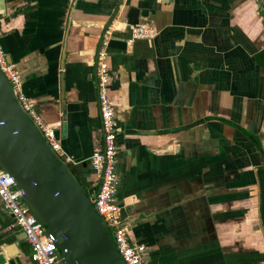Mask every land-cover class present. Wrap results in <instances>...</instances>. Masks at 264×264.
<instances>
[{
    "label": "crops",
    "instance_id": "obj_1",
    "mask_svg": "<svg viewBox=\"0 0 264 264\" xmlns=\"http://www.w3.org/2000/svg\"><path fill=\"white\" fill-rule=\"evenodd\" d=\"M18 92L53 126L86 194L100 147L94 52L105 48L119 134L115 203L144 264H264V0H3ZM156 34L130 45L125 13ZM0 206V253L33 264ZM9 262V260L7 261Z\"/></svg>",
    "mask_w": 264,
    "mask_h": 264
},
{
    "label": "water",
    "instance_id": "obj_2",
    "mask_svg": "<svg viewBox=\"0 0 264 264\" xmlns=\"http://www.w3.org/2000/svg\"><path fill=\"white\" fill-rule=\"evenodd\" d=\"M138 17L135 7H129L124 16L128 26L136 25ZM0 168L12 178L21 199L55 245L60 264H123L111 230L97 215L93 200L48 147L1 72ZM22 239L20 233L17 240ZM5 253L9 262L0 253V264H16L12 244Z\"/></svg>",
    "mask_w": 264,
    "mask_h": 264
},
{
    "label": "built area",
    "instance_id": "obj_3",
    "mask_svg": "<svg viewBox=\"0 0 264 264\" xmlns=\"http://www.w3.org/2000/svg\"><path fill=\"white\" fill-rule=\"evenodd\" d=\"M130 37L126 44L137 39H151L156 32L144 23L128 26ZM109 31H105L94 52L93 82L95 102L98 111L100 147L92 152L88 167L95 176V190L92 198L95 211L104 225L111 230L114 244L123 264H144L146 249L133 244L121 224L119 207L115 203L117 187L116 155L118 152L117 136L119 129L114 120L113 106L107 95L108 73L105 48ZM0 72L14 87L17 101L33 124L41 133L48 147L55 154L58 143L54 136L53 126L42 121L32 109L28 100L18 92L17 74L5 60L0 45ZM58 155V154H57ZM0 206L10 218L7 227L17 229L23 234V240L29 248V259L33 264H60L55 245L46 235L42 225L30 213L21 199L20 191L14 186L12 178L0 168Z\"/></svg>",
    "mask_w": 264,
    "mask_h": 264
},
{
    "label": "trees",
    "instance_id": "obj_4",
    "mask_svg": "<svg viewBox=\"0 0 264 264\" xmlns=\"http://www.w3.org/2000/svg\"><path fill=\"white\" fill-rule=\"evenodd\" d=\"M257 183L259 190V219L264 234V171L259 169L257 171Z\"/></svg>",
    "mask_w": 264,
    "mask_h": 264
},
{
    "label": "rangeland",
    "instance_id": "obj_5",
    "mask_svg": "<svg viewBox=\"0 0 264 264\" xmlns=\"http://www.w3.org/2000/svg\"><path fill=\"white\" fill-rule=\"evenodd\" d=\"M88 196H89L90 199H92L94 197V195L90 194V193L88 194Z\"/></svg>",
    "mask_w": 264,
    "mask_h": 264
}]
</instances>
